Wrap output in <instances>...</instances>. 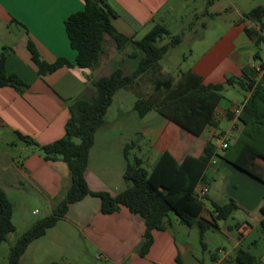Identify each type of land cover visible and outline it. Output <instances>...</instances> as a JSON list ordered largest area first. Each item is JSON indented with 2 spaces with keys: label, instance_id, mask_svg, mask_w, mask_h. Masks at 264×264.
<instances>
[{
  "label": "crops",
  "instance_id": "0c3cea01",
  "mask_svg": "<svg viewBox=\"0 0 264 264\" xmlns=\"http://www.w3.org/2000/svg\"><path fill=\"white\" fill-rule=\"evenodd\" d=\"M106 1L115 14L112 19L115 29L129 38L139 40L157 23L160 14L165 15L166 21L173 16L177 8L187 7L192 0ZM220 1L213 0L212 3L208 1L195 9L196 19L206 18L215 22L222 17L223 11L216 6ZM226 1L232 6L236 19L230 21L226 28L214 23L202 24L204 31L190 50L192 55H196L198 51L199 59L188 69L173 76L159 65L139 77L134 86L123 89L132 96L128 110L131 108L134 110L139 97L154 94L158 71L177 80L182 72L192 70L205 84L223 83L229 76L239 78L245 73L252 78L259 77L254 67L260 65L261 61L264 62V57L247 36L245 29L250 28L264 36V20L261 28L259 23L246 19L245 15L256 7L264 6V1L252 5L249 0H245L247 2L244 6L234 5L230 0ZM84 6L83 0H0V53L8 50L6 60L8 74L17 75L28 84L23 93H19L13 87L0 88V190H3L13 203V222L16 203L12 198L24 192L27 187L44 196L49 205V212L53 213L71 186L67 164L62 160L46 161L36 147L23 142L18 144L15 141V137L19 138L17 132L43 145L61 139L65 135L66 123L70 118L69 106L77 100H92L97 93L94 82L111 76L117 69H122L125 74H132L143 56L133 44L118 51L114 40L107 37L98 68L90 70L77 66L62 67L51 74L39 75L28 48L29 42L35 45L41 59L46 63H55L60 58L75 63L77 52L71 47L65 21L70 15L83 10ZM193 28L190 25L188 29L182 32L178 30L175 34L168 30L174 36L183 35L184 41L194 32ZM257 52L262 60L255 58ZM222 100L216 111L219 127L217 129L208 127L200 136L193 135L170 120L164 118L160 120L158 116L150 114L151 112L142 118L148 117L149 122L158 125L157 128L150 130V140L146 148L149 170L164 152L171 153L179 162L188 155L199 157L213 135L227 132L221 129V121L227 118V112L234 113L237 108L240 109L246 96L240 104L234 101L223 103ZM125 101L126 97L122 95V102ZM125 110V106L121 107V114H125ZM230 122L232 126L236 123L237 135L240 129L238 122L236 120ZM135 142L134 147L144 150L138 145L140 144L138 139ZM127 144L126 140L116 144L117 156H114L116 170L113 171L104 167L106 161L99 162V148L95 138L86 171V180L92 191H108L112 194L121 192L120 186L122 181H125L127 164L125 157L124 159L121 157ZM220 162L232 171L226 191L231 192L233 198H230L238 203L237 211L242 208L248 214L257 212L259 216L254 218V224L242 219L234 226L228 225L226 229L220 227L219 232L231 238L234 243L231 249L220 248L223 256L213 255V264H233L234 254L239 249L251 253L256 264H264V235L262 240H254L245 245L254 232L261 231L260 224L264 216L260 208L264 197V183L229 164L221 156H215L206 172V181L202 183L208 187L207 196L210 203L212 201L219 204L227 203H221L216 197L210 196L215 176L219 173L217 166ZM100 208L99 198L87 196L70 205L63 218L84 235L93 251L98 253L96 255L98 260L106 264H206L205 258L199 257L190 244V232L186 229L191 228L185 225L187 227L185 230L181 228L183 224L177 217L172 216L173 224L166 231L153 232L154 243L149 253L141 256L138 250L146 229L144 221L124 207L111 215L102 214ZM35 211L37 210L33 212ZM210 211L212 208L206 206L205 216L209 217ZM56 227L57 225L52 229ZM234 232L236 234H233ZM32 244L29 245L21 264L26 261L25 257L30 253ZM50 257L62 259L54 254Z\"/></svg>",
  "mask_w": 264,
  "mask_h": 264
},
{
  "label": "trees",
  "instance_id": "16d2710c",
  "mask_svg": "<svg viewBox=\"0 0 264 264\" xmlns=\"http://www.w3.org/2000/svg\"><path fill=\"white\" fill-rule=\"evenodd\" d=\"M83 1L84 9L70 15L65 21L71 47L77 52L75 63L65 58L52 64L46 63L35 45L29 42L28 48L39 75L51 74L62 67L98 68L107 37L114 40L118 51L133 44L143 56L132 74L117 69L111 76L94 82L97 93L92 100H77L69 106L70 118L61 139L43 145L17 132L19 139L26 145L36 147L44 160L64 161L70 171L71 186L52 215L37 222L11 247L9 264H21L29 245L45 236L48 230L65 218L70 205L87 196L100 199V211L104 215L117 213L124 207L144 221L146 229L138 251L141 256H146L154 243L153 232L169 229L173 224L172 216L189 228L197 227L203 242L206 233L219 231V223L228 220L239 209L232 198L226 204L212 201V211L207 217L205 200H208V196L199 198L195 194L196 187L206 181V172L215 156H221L229 164L264 183V62L261 61L263 73L259 77L252 78L245 73L239 78L229 76L219 84H205L192 70L182 72L177 80L158 71L154 94L139 97L135 103L134 111L140 118L154 111L193 135L200 136L208 127H219L216 111L224 92L238 86L247 93L246 100L238 115L227 112L228 121L236 120L240 126L236 137L230 139L222 155L214 142L220 136L213 135L201 156L188 155L179 162L171 153L164 152L150 170L143 166L142 159H130L129 150L136 144L135 141L130 142L124 149L127 162L124 180L129 186L116 194L90 189L86 180L89 153L97 131L105 124V116L115 94L131 88L139 77L159 66L163 57L183 42V35L174 36L166 25L156 23L144 37L134 40L115 29L112 22L115 14L106 0ZM212 1L209 0V3ZM245 18L259 23L262 28L264 6L254 8ZM245 33L258 50L264 45V36L260 32L246 28ZM166 38L169 41L163 44ZM7 54V49L0 53V88L13 87L23 93L28 84L17 75L8 74ZM255 58L262 60L258 52ZM260 212L264 216V197ZM13 213V203L0 190V247L16 232ZM260 229L264 235V219ZM233 264H256V260L248 251L239 249Z\"/></svg>",
  "mask_w": 264,
  "mask_h": 264
},
{
  "label": "rangeland",
  "instance_id": "374dc122",
  "mask_svg": "<svg viewBox=\"0 0 264 264\" xmlns=\"http://www.w3.org/2000/svg\"><path fill=\"white\" fill-rule=\"evenodd\" d=\"M209 0H192L187 7L180 6L173 12V16L168 20L165 19L164 14H160L157 23L166 25L168 29L171 30L172 34H175L178 30L183 31L188 29L191 25L193 26V33L189 35L179 46L171 49L159 62V65L165 68L171 75H177L179 71H184L191 67L198 59L199 54L197 51L196 55L190 53L192 44L198 39V37L203 33L202 24L203 23H214L221 25L226 28L227 25L233 19H236L234 11H232V6L226 1L221 0L217 2L218 9L223 11L222 17H219L215 22L200 18L196 19L194 15L195 9L204 5ZM234 5L244 6L245 0H230ZM264 0H249L252 5H258ZM228 9V10H226ZM149 31V30H148ZM147 33V32H146ZM169 39L166 38L162 43H168ZM262 53L264 57V45L258 50ZM122 95L126 97L125 103L122 102ZM246 96V92L240 87L228 88L224 92L223 103L237 102L241 103ZM132 100V96L125 91L121 90L114 97V102L109 107L107 114L105 116V124L96 133V144L99 148V162L103 163L104 167L110 170H116V164L114 156L116 144H120L123 140L128 143L139 140L140 146L144 150H139L138 147H132L129 150V157L133 160L138 157L143 160V166L149 169V161L147 157V145L150 140V130L158 127L157 124L149 122L148 117L142 119L138 114L132 110H128V105ZM124 105L126 110L125 114H121V107ZM130 109V108H129ZM150 114L158 116L160 120H164L163 117L159 116L156 112L152 111ZM227 119V118H226ZM221 121V129L228 131L232 128V123L228 120ZM225 132H221V135ZM208 135V134H206ZM236 137V134L234 135ZM215 139V144L218 145L221 153V139ZM15 141L18 144H22V141L15 137ZM77 143L79 140L76 141ZM125 149V148H124ZM124 149L122 152V159H124ZM219 173L215 176V182L211 188L210 196H214L221 203H226L229 201L230 197L233 198L231 192L226 191L227 184L231 181L232 171L228 166L222 164L221 162L217 166ZM129 186L128 183L122 181L121 191L125 190ZM16 203L14 224L17 227V231L8 237V240L4 242L0 247V264H9V254L10 247H12L22 235L32 229L34 225L40 220L49 217L52 213L49 212V205L46 198L31 188L27 187L24 192L18 194V196H13L12 198ZM206 206L211 209L212 205L209 200H205ZM57 208V207H56ZM55 208V209H56ZM37 210V213L33 211ZM259 213L251 212L246 213L244 209L236 211L232 217L228 220L221 221L219 226L226 229L228 225H235L237 221L242 219H247L251 224H254V218L258 217ZM69 221L61 219L57 223L55 229H50L47 231L46 237L42 239H37L31 246L30 253L26 255V261L23 264H51V263H73V264H106L102 260H98V253L93 251L92 246H90L84 239V235L75 229ZM54 228V227H53ZM181 228H187L182 225ZM190 232V244L195 249V253L201 257L205 258L206 264H213L212 256L217 255L222 257L223 253L220 252V248L225 247L226 249H231L234 241L227 237L224 233L219 231H209L206 233L204 241L202 242L200 233L197 227L191 229H186ZM233 234H236L235 232ZM263 233L260 230L254 232L246 241L247 244L253 242L254 240H262ZM245 246V247H246ZM57 255L61 257V260H56L51 258L50 255ZM236 257V254H234ZM24 257V256H23ZM55 259V260H53ZM60 259V258H59Z\"/></svg>",
  "mask_w": 264,
  "mask_h": 264
},
{
  "label": "built area",
  "instance_id": "2783aa9c",
  "mask_svg": "<svg viewBox=\"0 0 264 264\" xmlns=\"http://www.w3.org/2000/svg\"><path fill=\"white\" fill-rule=\"evenodd\" d=\"M254 71L260 76L262 73H263V68L261 67V65H258L256 67H254ZM240 112V109L237 108L235 110V113L236 115H238ZM236 124V123H235ZM233 125L231 130L225 132L224 134L221 135V150L224 151L228 144H229V141L230 139H234L235 138V132L237 131V126L236 125ZM220 152V150H219ZM195 194L199 197V198H202L204 196H207L208 194V187L205 186L204 184H199L197 187H196V190H195ZM34 213H37V211H35Z\"/></svg>",
  "mask_w": 264,
  "mask_h": 264
}]
</instances>
